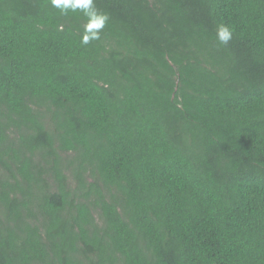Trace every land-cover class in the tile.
Instances as JSON below:
<instances>
[{
  "label": "trees",
  "instance_id": "1",
  "mask_svg": "<svg viewBox=\"0 0 264 264\" xmlns=\"http://www.w3.org/2000/svg\"><path fill=\"white\" fill-rule=\"evenodd\" d=\"M95 7L0 0V264H264V0Z\"/></svg>",
  "mask_w": 264,
  "mask_h": 264
},
{
  "label": "clouds",
  "instance_id": "2",
  "mask_svg": "<svg viewBox=\"0 0 264 264\" xmlns=\"http://www.w3.org/2000/svg\"><path fill=\"white\" fill-rule=\"evenodd\" d=\"M53 7L59 9L62 14L71 11H82L87 17L84 25L81 43L89 44L101 38V31L109 20V15L95 7V0H51ZM217 38L220 43L227 44L232 38V30L225 24L217 27Z\"/></svg>",
  "mask_w": 264,
  "mask_h": 264
}]
</instances>
